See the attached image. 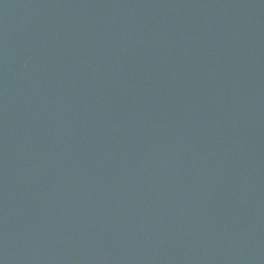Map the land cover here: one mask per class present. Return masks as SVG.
Returning a JSON list of instances; mask_svg holds the SVG:
<instances>
[{
    "label": "water",
    "instance_id": "obj_1",
    "mask_svg": "<svg viewBox=\"0 0 264 264\" xmlns=\"http://www.w3.org/2000/svg\"><path fill=\"white\" fill-rule=\"evenodd\" d=\"M0 264H264V0H0Z\"/></svg>",
    "mask_w": 264,
    "mask_h": 264
}]
</instances>
